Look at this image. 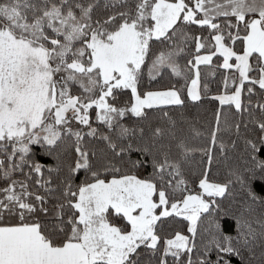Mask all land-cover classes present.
<instances>
[{"label": "snow or ice", "instance_id": "obj_1", "mask_svg": "<svg viewBox=\"0 0 264 264\" xmlns=\"http://www.w3.org/2000/svg\"><path fill=\"white\" fill-rule=\"evenodd\" d=\"M258 94L264 0H0V264H264Z\"/></svg>", "mask_w": 264, "mask_h": 264}, {"label": "trees", "instance_id": "obj_2", "mask_svg": "<svg viewBox=\"0 0 264 264\" xmlns=\"http://www.w3.org/2000/svg\"><path fill=\"white\" fill-rule=\"evenodd\" d=\"M193 30L194 31H198V29H196L195 27L193 28ZM180 63L183 64L184 61L183 60H180ZM201 67H202V76H204L207 79H211V77L207 75L208 72H209V69L206 68V67H204V66H201ZM222 73H223V70L222 69H220L217 72V75L215 77V79L217 81H219L220 75ZM145 80H146V84H145V87L146 88L147 87H150L152 89H157V88H162V87H164L167 84L168 77L167 76L163 77V79L160 80L159 82H148L147 81V76H146L145 77ZM217 86L218 85L216 83H212L211 84V92H212L213 95H215L216 92H217ZM252 99H253V102L254 103L257 100H260L261 102H264V96H261L259 94L256 95V96H253ZM201 104H202V107L190 106L189 109H188V114L190 116H198L202 121L211 119L212 111L216 109L217 102L211 101V100H208V99H205V100H203L201 102ZM216 178H219V174L210 177V179H216ZM158 224H159V222H158ZM159 226L162 227L164 233H170L173 230H177V229H180L181 228V225L179 223L173 221L172 218H167L163 222V224L162 225H159ZM232 264H240V262H239L238 259L233 258Z\"/></svg>", "mask_w": 264, "mask_h": 264}]
</instances>
